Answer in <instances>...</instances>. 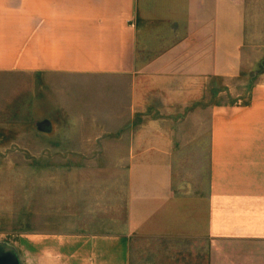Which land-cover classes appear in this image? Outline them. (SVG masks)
I'll use <instances>...</instances> for the list:
<instances>
[{
    "label": "crops",
    "instance_id": "1",
    "mask_svg": "<svg viewBox=\"0 0 264 264\" xmlns=\"http://www.w3.org/2000/svg\"><path fill=\"white\" fill-rule=\"evenodd\" d=\"M56 81H114L65 98L111 128L66 132L123 136L39 161L80 168L43 222L36 208V264H132L148 238L180 240L192 264H264V0H0V213L22 180L6 167L36 165L53 131L36 116Z\"/></svg>",
    "mask_w": 264,
    "mask_h": 264
},
{
    "label": "rangeland",
    "instance_id": "2",
    "mask_svg": "<svg viewBox=\"0 0 264 264\" xmlns=\"http://www.w3.org/2000/svg\"><path fill=\"white\" fill-rule=\"evenodd\" d=\"M58 86L47 85V96H42L40 112L47 115V118L36 116V124H40L47 129L53 130L52 133H36V149L32 150L36 154V165H24L18 167H6L9 173H18L22 180L15 186L14 197L9 198L8 207L1 208L0 215V240H8L11 248L20 254L21 264H36V208L37 222H43V209L48 205L49 192L54 194L60 188L64 189L65 182L71 180V175L75 174L80 167L70 165H39L43 159L54 158L55 161L64 158L78 159L80 157H101L96 155L95 141L101 137L106 141L103 149L106 152L114 147L113 139H118L122 134H111L103 132L96 134L93 132L83 134H71L66 132V127L80 126L88 123L89 131L100 125L107 129L111 128L110 120L97 121L96 119H81V95L111 94L114 81H104L105 86L99 89L95 81L81 82L72 81L71 86L64 85L65 81H56ZM61 84V85H59ZM82 84H88L83 85ZM117 90L128 92V81L116 83ZM102 90V91H101ZM44 93V91H43ZM77 96V97H75ZM66 97L78 99L76 101H65ZM50 99V101H45ZM106 109L112 105L111 102H99ZM69 106V112L66 107ZM48 110V112H47ZM39 125V126H40ZM37 128V127H36ZM115 141V140H114ZM73 147V148H72ZM99 151H102V144ZM104 151V152H105ZM111 152V151H110ZM41 159V160H40ZM5 169V167H3ZM111 168V167H103ZM66 175V176H65ZM67 177V178H66ZM59 187V188H58ZM12 190V188L10 187ZM41 209V214H39ZM41 215V216H39ZM24 239V243H21ZM8 242V243H9ZM178 239H137L132 246V264H192L191 250L182 245ZM238 248L234 246V249ZM8 262L6 261V264Z\"/></svg>",
    "mask_w": 264,
    "mask_h": 264
},
{
    "label": "water",
    "instance_id": "3",
    "mask_svg": "<svg viewBox=\"0 0 264 264\" xmlns=\"http://www.w3.org/2000/svg\"><path fill=\"white\" fill-rule=\"evenodd\" d=\"M20 264L16 252L5 244H0V264Z\"/></svg>",
    "mask_w": 264,
    "mask_h": 264
}]
</instances>
